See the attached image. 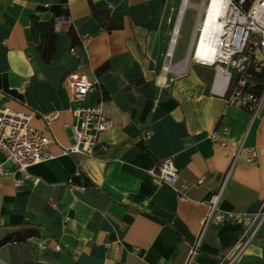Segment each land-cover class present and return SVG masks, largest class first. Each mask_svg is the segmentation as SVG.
<instances>
[{"label":"crops","instance_id":"1","mask_svg":"<svg viewBox=\"0 0 264 264\" xmlns=\"http://www.w3.org/2000/svg\"><path fill=\"white\" fill-rule=\"evenodd\" d=\"M92 8L119 27L106 31ZM53 20L55 54L46 65L39 22ZM175 21L169 0H0V108L32 112L31 126L54 140V158L30 167L19 186L20 174L4 163L0 239L19 228L38 235L1 246L0 264H227L242 227L217 215L264 211V98L253 118L211 91V68L190 64L180 76L163 75ZM73 73L94 85L81 103L72 102ZM101 95L112 126L81 166L80 156L63 152L73 144L70 110L93 107ZM49 114L57 117L47 124ZM166 157L186 199L149 173ZM77 170L91 186L69 185ZM220 189L202 230L206 203ZM233 264H264V220Z\"/></svg>","mask_w":264,"mask_h":264},{"label":"built area","instance_id":"2","mask_svg":"<svg viewBox=\"0 0 264 264\" xmlns=\"http://www.w3.org/2000/svg\"><path fill=\"white\" fill-rule=\"evenodd\" d=\"M187 1L186 9L192 7L196 10L188 51L183 60L173 64L172 53L168 58L170 43L161 73L180 76L185 73L190 63L211 68L213 70L211 91L222 90L228 106L245 110L253 118L256 117L264 98V0H222L215 6H211L212 0H200L195 6ZM249 1L250 3L246 5ZM200 5L203 7L207 5V11L205 12L204 9L200 11ZM208 13H210L209 26L212 34L199 48L203 32L200 23L206 21ZM58 25L59 21L56 20L54 29ZM184 61L186 63L183 67ZM69 78L72 102H83L86 95L94 89V85L83 74L73 73ZM173 80L174 78L168 79L164 86L167 87ZM104 102L105 99L101 95L98 103L93 107L78 105L70 110L74 121L68 127L71 130L73 144L63 152L80 156L81 166L93 157L99 134L112 126V122L103 114ZM32 117L33 113L28 110L14 111L0 108V156L3 160L0 162V178L8 174L9 171L4 163H9L20 174V178L15 182L17 186L29 177L30 167L54 158L50 152L54 140L31 126ZM56 117L57 114L43 115L42 120L48 124ZM210 139L218 142L216 131L210 134ZM246 158L250 164H256L254 150H247ZM149 173L158 182L171 186L179 199H186V187L179 184V172L170 158H163L154 164ZM79 174L80 171L77 170L74 175ZM69 185L82 188L70 181ZM220 192L221 189L206 203L208 213L201 220L202 230L214 215ZM217 219L242 227L240 238L229 252L231 256L227 264H233L257 236L264 220V211L253 214L227 212L218 214Z\"/></svg>","mask_w":264,"mask_h":264},{"label":"trees","instance_id":"3","mask_svg":"<svg viewBox=\"0 0 264 264\" xmlns=\"http://www.w3.org/2000/svg\"><path fill=\"white\" fill-rule=\"evenodd\" d=\"M249 3L250 1L246 5H248ZM91 11L93 13V16L102 23L106 31H113L119 27L109 19L107 13L97 11L95 8H92ZM39 30L41 33L45 34V38L38 45L37 50L39 52V55L43 63L49 65L53 62L54 59L55 44L57 40V33L54 29V20L48 23L39 22ZM67 35L69 36L73 44L79 42L78 37L72 27L68 28ZM105 68H106L105 66L101 67L100 71H103ZM69 181L74 185H78L82 187H87L92 185V181L90 180V178L83 173H80L77 176L76 175L72 176ZM37 235L38 234L35 231L19 228L10 235H7L4 238L0 239V247L9 243H17V244L24 243L27 239L36 237ZM27 264H42V263L30 262Z\"/></svg>","mask_w":264,"mask_h":264},{"label":"rangeland","instance_id":"4","mask_svg":"<svg viewBox=\"0 0 264 264\" xmlns=\"http://www.w3.org/2000/svg\"><path fill=\"white\" fill-rule=\"evenodd\" d=\"M169 1L175 7V20H176L177 13L180 8L181 0H169ZM189 2L195 6L200 3V0H189ZM195 17H196V10L192 7L187 8L183 12L172 52V57H171L172 63L178 62L183 58H185L193 32Z\"/></svg>","mask_w":264,"mask_h":264},{"label":"bare ground","instance_id":"5","mask_svg":"<svg viewBox=\"0 0 264 264\" xmlns=\"http://www.w3.org/2000/svg\"><path fill=\"white\" fill-rule=\"evenodd\" d=\"M222 2V0H212V5L211 6H215V5H218ZM188 5V1L187 0H183V2L181 3V7H180V11H179V17H178V21H177V24L174 28V35L172 37V41H171V45H170V50L168 51V58L170 57L171 53H172V49H173V45L175 44V40H176V37H177V33H178V28H179V23H180V20H181V17H182V14L183 12L185 11L186 7ZM200 11L202 9L205 10V12L207 11V5L205 7H203V5H200ZM211 19H210V13H208V17L206 19V21L203 23V21H201L200 23V28L202 29L203 28V32H202V37H201V40H200V43H199V48H201L203 45H204V40L208 37L211 36L212 34V31H211V28L209 26V23H210ZM199 56V54L197 55V57ZM185 61L182 63V65H185Z\"/></svg>","mask_w":264,"mask_h":264},{"label":"water","instance_id":"6","mask_svg":"<svg viewBox=\"0 0 264 264\" xmlns=\"http://www.w3.org/2000/svg\"><path fill=\"white\" fill-rule=\"evenodd\" d=\"M180 7H181V5H180ZM179 11H180V8H179ZM179 11H178V13H177V17H176V21H175L174 28H175V26H176V24H177V21H178ZM173 35H174V29H173V32H172V37H173ZM171 41H172V40H170V43H171Z\"/></svg>","mask_w":264,"mask_h":264}]
</instances>
